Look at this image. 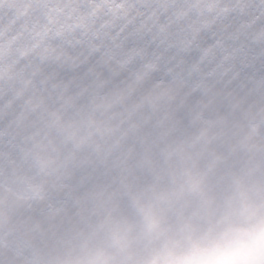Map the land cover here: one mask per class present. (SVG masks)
Returning a JSON list of instances; mask_svg holds the SVG:
<instances>
[{"label": "clouds", "instance_id": "9594fccd", "mask_svg": "<svg viewBox=\"0 0 264 264\" xmlns=\"http://www.w3.org/2000/svg\"><path fill=\"white\" fill-rule=\"evenodd\" d=\"M0 264H264V0H0Z\"/></svg>", "mask_w": 264, "mask_h": 264}]
</instances>
